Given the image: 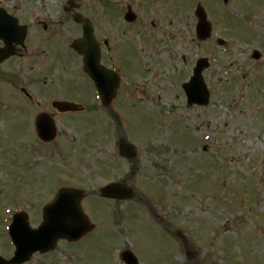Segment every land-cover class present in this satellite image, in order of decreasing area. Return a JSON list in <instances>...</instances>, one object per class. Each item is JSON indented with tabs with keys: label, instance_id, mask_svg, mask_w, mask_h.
<instances>
[{
	"label": "rangeland",
	"instance_id": "rangeland-1",
	"mask_svg": "<svg viewBox=\"0 0 264 264\" xmlns=\"http://www.w3.org/2000/svg\"><path fill=\"white\" fill-rule=\"evenodd\" d=\"M6 1L22 9L19 14L30 25L32 41L44 35L37 21L50 22L53 33L58 29L63 0H0V4ZM80 1L84 14L92 16L99 36H103L98 14L106 11H100V5L105 6L108 0ZM164 1L166 8L184 9V13L167 17V9L156 0H109L107 4H115L116 14L131 4L139 14L137 25L124 27L126 40H132L134 31V42L140 45L137 33L145 32L152 41L151 34L156 31L155 48L163 41L154 59H146L139 52L134 56L136 66L150 63L147 70L154 72L156 68L162 73L161 83L152 82L148 87L149 96L136 93L148 83L141 76L145 71L140 70L134 78V145L139 150L134 160V190L142 199L122 208L112 203L98 205V188L126 175L129 164L115 158L117 148L108 143L113 133L109 138L102 135L104 129H98L97 116L85 127L74 122L68 138L73 141V136L95 129L97 134L88 144L91 156L79 158L72 165L56 156L47 158L42 152L35 169L22 175L24 168L33 169L36 153L40 156V150L51 147L39 146L32 115L8 97L9 105L0 109L1 255L11 257L14 251L8 235L12 215L26 211L31 225L37 227L42 209L53 199L56 188L67 185L86 192L89 199L84 201L85 208L97 228L84 241H62L54 252L37 254L28 264H121L119 253L127 248L135 252L141 264H264V107L256 112L264 101V75L256 77L264 70V63L254 67L249 62V50L264 45V0H229L227 5L222 0ZM198 3L210 10L214 27L213 37L205 43L195 42L194 11ZM104 17L107 25L117 22L109 15ZM229 18L238 27L236 31ZM62 23L69 25V36L78 37L77 26L73 31L70 23ZM153 24L157 28L153 29ZM217 38L225 39L228 47L215 45ZM52 46L63 54L59 63L74 61L69 41L58 38ZM201 57L211 60L212 68L205 77L213 97L208 107L187 111L177 84L189 80ZM245 72L249 73L246 80ZM256 81L261 84L260 95L252 89ZM6 119L10 122H3ZM107 121L111 123L109 118ZM66 142L60 138L56 148ZM44 180L49 181L45 184ZM157 186L160 188L156 191ZM122 209L133 217L132 221L116 217ZM112 217L122 222L116 223ZM177 229L184 235L186 248L175 237Z\"/></svg>",
	"mask_w": 264,
	"mask_h": 264
},
{
	"label": "flooded vegetation",
	"instance_id": "flooded-vegetation-1",
	"mask_svg": "<svg viewBox=\"0 0 264 264\" xmlns=\"http://www.w3.org/2000/svg\"><path fill=\"white\" fill-rule=\"evenodd\" d=\"M67 15L69 20L73 19L72 12ZM45 30L49 28L45 26ZM103 31L105 36L100 39L101 65L113 73H110L111 86L106 84L107 71L103 75L100 93L90 77L84 74L82 65L65 63L59 66L56 61L63 54L49 45L48 50L44 48L46 45L42 44L39 46L41 50L31 48L18 51L15 59L30 63L32 85L45 88L38 94L35 93L36 99L30 94H24L31 105L36 106L39 114H47L56 119L69 117L66 118V121H69L75 115L101 114L116 117L124 110L134 111V46L124 48L121 43H116L118 29L115 27L111 28V32L107 28H103ZM8 62L0 65V83H3L9 74L6 67ZM59 101L77 104L80 110L60 112L54 106V103Z\"/></svg>",
	"mask_w": 264,
	"mask_h": 264
},
{
	"label": "water",
	"instance_id": "water-1",
	"mask_svg": "<svg viewBox=\"0 0 264 264\" xmlns=\"http://www.w3.org/2000/svg\"><path fill=\"white\" fill-rule=\"evenodd\" d=\"M196 14L199 18L197 27L198 37L206 39L210 35V24L206 20L204 9L198 7ZM129 20H133L132 14L127 15ZM5 27V28H4ZM15 21L4 11L0 10V38H5L9 42L4 56L9 57L12 53L14 42L23 39V33L19 31ZM5 35V36H4ZM7 36V37H6ZM97 44L92 41V32L85 30L84 38L74 43V48L81 54H85L86 63L89 70L98 71V59L90 58L98 51ZM190 103L199 102L206 104L208 94L201 78V66L196 70L192 82L186 86ZM200 91L203 94H200ZM40 134L46 133L43 126H39ZM121 192V193H120ZM130 191L122 190L118 186H111L102 190V195L111 198H127ZM81 192L73 189H62L56 195L54 201L44 210V222L37 230L29 226L28 218L24 214H17L10 227V235L16 246V253L12 260L6 261L0 257V264H23L30 260L36 252H47L52 250L59 239H66L70 242L80 240L93 229L88 218L84 214L81 201ZM133 259V258H132ZM130 259V263L137 264L136 259Z\"/></svg>",
	"mask_w": 264,
	"mask_h": 264
}]
</instances>
